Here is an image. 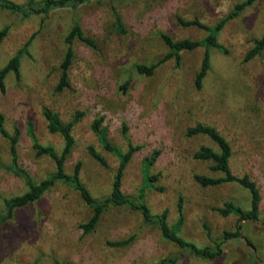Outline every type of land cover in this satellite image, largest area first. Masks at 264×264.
Listing matches in <instances>:
<instances>
[{"label": "rangeland", "instance_id": "374dc122", "mask_svg": "<svg viewBox=\"0 0 264 264\" xmlns=\"http://www.w3.org/2000/svg\"><path fill=\"white\" fill-rule=\"evenodd\" d=\"M242 1L103 0L82 4L75 11L53 10L44 17H22L0 9V30L7 28L0 40V68L19 54V75L9 72L4 90L0 89V113L10 134L19 128V164L34 179L44 178L55 164L50 157L36 154L29 125L41 144L57 151L63 146L61 135L47 127L42 108L48 107L64 122L83 112L73 128L76 142L66 170L70 172L80 160L81 179L94 196L109 193L118 164L91 130L95 118H103L107 138L121 150L127 149L128 141L139 146L123 175L126 193L137 194L142 159L159 150L150 173L157 174L156 185L163 190L148 189L146 202L153 213L167 210L169 223H174L181 195L180 235L200 247L212 244L208 233L218 239L224 231L236 229V215L223 216L216 208L232 201L247 210L250 194L236 182L201 187L193 180L194 173L221 174L193 159L200 144L212 142L204 135L188 136L187 127L204 122L223 133L233 148L232 171L248 173L262 196L260 219L240 222V235L224 239L220 255L201 258L164 239L157 228L144 224L138 211L124 206L106 210L94 230L83 233L80 224L91 209L73 189L57 184L0 222V264H152L163 259H168L164 264H264V49L245 60L254 40L264 34V0H253L226 20L216 36L225 50L208 49L210 66L201 87L195 77L206 51L203 45L181 51L179 60L167 57L151 75L135 67L150 65L169 53L162 33L193 40L207 34L179 19L215 25ZM73 13L95 46L74 40L70 87L56 91ZM117 17L123 31L115 27ZM88 144L95 146L108 167L88 154ZM0 155L9 163V141L1 133ZM25 189L20 178L0 167V215L7 213L3 200ZM128 239L125 245L108 243Z\"/></svg>", "mask_w": 264, "mask_h": 264}, {"label": "trees", "instance_id": "16d2710c", "mask_svg": "<svg viewBox=\"0 0 264 264\" xmlns=\"http://www.w3.org/2000/svg\"><path fill=\"white\" fill-rule=\"evenodd\" d=\"M92 1L101 2L103 0H25L23 3L12 0H0V9L8 10L12 13L21 15L22 17H29L34 14L42 15V17H44L51 11L57 9L69 8L70 10L75 11L78 6ZM252 1L253 0H245L237 3L225 18L211 26L203 24L198 19L187 21L179 19V21L185 25H197L200 28L205 29L207 34L202 39L193 40L189 38L173 39L169 35L162 33L161 37L165 44L169 47V53L150 65L142 63L136 64V70L141 74L151 75L155 68L167 57L174 56L177 60H179L181 51L191 50L203 45L206 51L200 65V69L196 73L195 77L196 86L201 87L202 80L210 66L208 49L210 47H215L221 51L225 50L216 39L217 33L224 26L227 19L239 15L240 11L247 5L251 4ZM115 27L117 30L123 31L121 20L118 17L115 20ZM6 31V27L0 30V40L6 34ZM74 40H78L91 47L95 46L94 38L84 33L81 23L75 13L72 15L71 26L65 37L67 48L59 65L60 75L55 86L56 91L70 87L69 68L74 56ZM263 49L264 34L260 38L254 40L253 46L245 55V60L251 59L255 55L259 54ZM18 55L19 54L12 56L7 63L0 68V89L2 91L5 88L4 79L9 72H14L17 76L19 75ZM127 83L128 82L125 83V86ZM42 114L47 121V127L49 130L57 132L61 135L63 146L60 151H57L55 147L50 144H41L38 142L32 126L29 125L28 134L31 137L32 147L36 154L50 157L55 164L53 171L47 173L44 178L36 180L27 169L19 164L17 152V143L20 137L19 128L15 127L13 133L10 134L4 126V116L0 113V133L9 141L10 154L9 163H5L0 155V167L10 171L15 176L20 178L26 187L22 193L3 200L7 213L6 215H0V222L10 217L15 208L23 207L37 201L45 192L51 190L57 184H62L73 189L86 206L91 209L89 218L80 224L83 233H88L94 230L106 210L113 207L124 206L138 211L144 224L157 228L164 239L176 244L183 251H187L201 258H214L222 253V243L224 239L240 235V229L242 226L240 222L258 221L260 219V204L262 196L257 182L252 179L248 173L236 175L232 171V144L230 140L212 124L197 122L194 125L187 127L186 133L188 136L204 135L211 140L212 144H200L193 152L192 157L197 161L208 163V167L211 171L219 172L221 175L214 176L206 173H194L192 178L201 187H214L226 182L238 183L249 191L250 208L245 210L240 205L235 204L232 201H225L222 206L217 207L216 209L223 216H227L229 214L236 215V229L234 231H224L223 236L218 239L211 238L208 233L207 236L211 239L212 244L200 247L180 235V229L183 222V197L181 195H179L178 201V217L174 223H169L167 210H163L160 213H153L146 202V192L148 189L163 190L162 186L156 185L158 180L157 174L150 173V168L160 153L159 150H154L150 155L145 156L142 159V181L137 190V194L132 195L130 193H126L122 188L123 175L126 167L134 155V152L139 149V146L134 145L131 141H128L127 149L121 150L112 144L107 138L106 131L104 127L101 126L103 118H95L91 123V130L97 136L102 147L113 153L118 161L117 167L111 177L109 193L104 197H97L91 193L90 189L81 179L80 171L82 168V162L80 160L75 163L70 172L66 170V160L73 150L76 142L73 134V128L83 112H76L71 120L67 122L62 121L59 113L48 107L42 108ZM86 150L88 154L102 166L108 167V163L105 158L100 154L94 145L88 144L86 146ZM130 239L109 241L108 243L110 245H125L130 241ZM246 241L249 240L247 239ZM167 260L168 259H163L161 262L152 264H164ZM254 260L256 261L255 258Z\"/></svg>", "mask_w": 264, "mask_h": 264}, {"label": "water", "instance_id": "95a60500", "mask_svg": "<svg viewBox=\"0 0 264 264\" xmlns=\"http://www.w3.org/2000/svg\"><path fill=\"white\" fill-rule=\"evenodd\" d=\"M252 249H254V247L252 245H250Z\"/></svg>", "mask_w": 264, "mask_h": 264}]
</instances>
